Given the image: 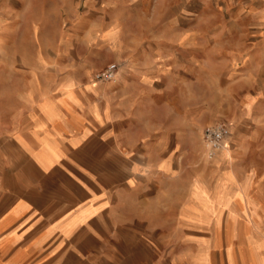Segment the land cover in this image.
I'll return each instance as SVG.
<instances>
[{
    "label": "crops",
    "instance_id": "1",
    "mask_svg": "<svg viewBox=\"0 0 264 264\" xmlns=\"http://www.w3.org/2000/svg\"><path fill=\"white\" fill-rule=\"evenodd\" d=\"M8 60L1 49L5 264H264L263 177L239 179L222 152L216 166L183 178L170 155L193 157L199 139L191 147L192 135L147 120L141 132L108 128L152 96V65L124 61L109 89L72 86L63 98L62 88L14 87L25 75L8 71Z\"/></svg>",
    "mask_w": 264,
    "mask_h": 264
},
{
    "label": "rangeland",
    "instance_id": "2",
    "mask_svg": "<svg viewBox=\"0 0 264 264\" xmlns=\"http://www.w3.org/2000/svg\"><path fill=\"white\" fill-rule=\"evenodd\" d=\"M0 45L7 70L25 75L11 80L14 87L62 88L63 98L72 86L109 89L116 78L92 79L109 64L118 66L116 77L124 61L132 70L152 65V96L108 128L135 124L141 132L147 120L157 131L192 135L191 147L199 139L193 157L170 155L183 178L216 166L222 152L239 179L264 178V0H0ZM214 123L228 124L229 133L211 160L201 134Z\"/></svg>",
    "mask_w": 264,
    "mask_h": 264
},
{
    "label": "built area",
    "instance_id": "3",
    "mask_svg": "<svg viewBox=\"0 0 264 264\" xmlns=\"http://www.w3.org/2000/svg\"><path fill=\"white\" fill-rule=\"evenodd\" d=\"M118 73L116 64H109L103 70L93 75L95 82H113ZM228 126L225 123H214L206 125L202 129L201 140L207 152V158L213 159L216 152L220 150L228 135Z\"/></svg>",
    "mask_w": 264,
    "mask_h": 264
}]
</instances>
